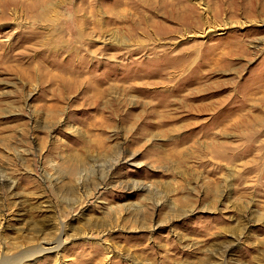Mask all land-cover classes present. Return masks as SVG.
<instances>
[{
	"label": "rangeland",
	"instance_id": "1",
	"mask_svg": "<svg viewBox=\"0 0 264 264\" xmlns=\"http://www.w3.org/2000/svg\"><path fill=\"white\" fill-rule=\"evenodd\" d=\"M0 264H264V0H0Z\"/></svg>",
	"mask_w": 264,
	"mask_h": 264
}]
</instances>
